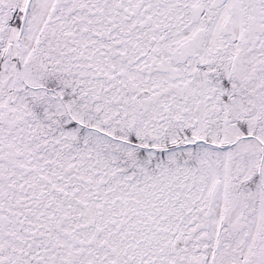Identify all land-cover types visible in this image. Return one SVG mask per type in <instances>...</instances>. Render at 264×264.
Instances as JSON below:
<instances>
[{
    "label": "snow or ice",
    "instance_id": "snow-or-ice-1",
    "mask_svg": "<svg viewBox=\"0 0 264 264\" xmlns=\"http://www.w3.org/2000/svg\"><path fill=\"white\" fill-rule=\"evenodd\" d=\"M0 264H264V0H0Z\"/></svg>",
    "mask_w": 264,
    "mask_h": 264
}]
</instances>
